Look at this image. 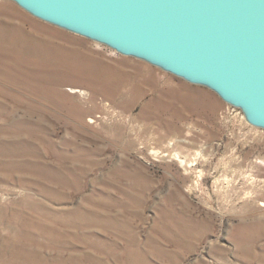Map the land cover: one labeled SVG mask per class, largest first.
<instances>
[{"label":"rangeland","instance_id":"1","mask_svg":"<svg viewBox=\"0 0 264 264\" xmlns=\"http://www.w3.org/2000/svg\"><path fill=\"white\" fill-rule=\"evenodd\" d=\"M0 264H264V127L0 0Z\"/></svg>","mask_w":264,"mask_h":264},{"label":"water","instance_id":"2","mask_svg":"<svg viewBox=\"0 0 264 264\" xmlns=\"http://www.w3.org/2000/svg\"><path fill=\"white\" fill-rule=\"evenodd\" d=\"M208 85L264 127V0H14Z\"/></svg>","mask_w":264,"mask_h":264},{"label":"bare ground","instance_id":"3","mask_svg":"<svg viewBox=\"0 0 264 264\" xmlns=\"http://www.w3.org/2000/svg\"><path fill=\"white\" fill-rule=\"evenodd\" d=\"M76 91H80L78 89H76ZM253 197V196H252ZM258 197L257 195L255 196V198ZM254 200V198H252ZM250 206V205H249ZM231 209V206L229 207ZM229 211V210H228Z\"/></svg>","mask_w":264,"mask_h":264}]
</instances>
